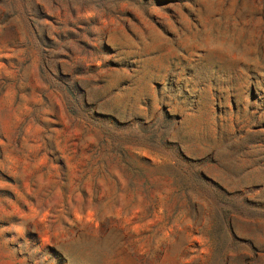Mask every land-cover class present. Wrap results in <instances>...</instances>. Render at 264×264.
<instances>
[{
	"label": "rangeland",
	"instance_id": "obj_1",
	"mask_svg": "<svg viewBox=\"0 0 264 264\" xmlns=\"http://www.w3.org/2000/svg\"><path fill=\"white\" fill-rule=\"evenodd\" d=\"M0 264H264V0H0Z\"/></svg>",
	"mask_w": 264,
	"mask_h": 264
}]
</instances>
